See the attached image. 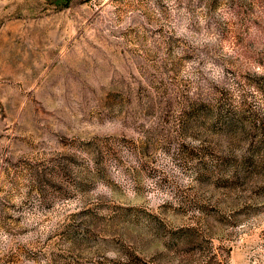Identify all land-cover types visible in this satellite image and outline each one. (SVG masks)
<instances>
[{
	"label": "rangeland",
	"instance_id": "rangeland-1",
	"mask_svg": "<svg viewBox=\"0 0 264 264\" xmlns=\"http://www.w3.org/2000/svg\"><path fill=\"white\" fill-rule=\"evenodd\" d=\"M0 264H264V0H0Z\"/></svg>",
	"mask_w": 264,
	"mask_h": 264
}]
</instances>
